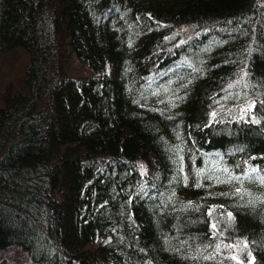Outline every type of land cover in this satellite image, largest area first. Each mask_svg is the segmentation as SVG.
<instances>
[{"label":"trees","instance_id":"obj_1","mask_svg":"<svg viewBox=\"0 0 264 264\" xmlns=\"http://www.w3.org/2000/svg\"><path fill=\"white\" fill-rule=\"evenodd\" d=\"M17 50L0 250L264 264V0H0V54ZM71 55L88 75H68Z\"/></svg>","mask_w":264,"mask_h":264},{"label":"rangeland","instance_id":"obj_2","mask_svg":"<svg viewBox=\"0 0 264 264\" xmlns=\"http://www.w3.org/2000/svg\"><path fill=\"white\" fill-rule=\"evenodd\" d=\"M182 36H192L194 31L191 27H184L180 30ZM26 63L25 54L17 50L11 53H3L0 54V87L7 83L10 80H14L17 84L18 77L22 68ZM67 73L70 76H86L88 75L87 69L81 65L78 59L71 55L68 66ZM252 106L251 104H245L243 106L237 107L235 109V113L233 116L237 118H249L248 115L250 113ZM142 167H140V171H142ZM0 264H30L22 252L18 248H6L0 250Z\"/></svg>","mask_w":264,"mask_h":264}]
</instances>
